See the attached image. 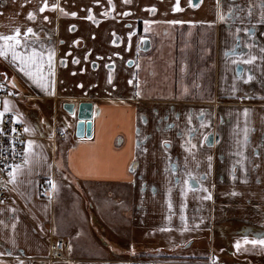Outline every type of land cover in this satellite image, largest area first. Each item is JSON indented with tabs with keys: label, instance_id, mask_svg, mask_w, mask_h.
I'll list each match as a JSON object with an SVG mask.
<instances>
[{
	"label": "crops",
	"instance_id": "obj_1",
	"mask_svg": "<svg viewBox=\"0 0 264 264\" xmlns=\"http://www.w3.org/2000/svg\"><path fill=\"white\" fill-rule=\"evenodd\" d=\"M16 28L36 78L0 56L15 95L1 109L26 138L0 202V264H133L131 234L184 254L217 238L216 258L152 264H264L259 243L237 254L264 239V0H0V34ZM80 104L92 114L78 139ZM57 239L65 259L49 262Z\"/></svg>",
	"mask_w": 264,
	"mask_h": 264
},
{
	"label": "built area",
	"instance_id": "obj_2",
	"mask_svg": "<svg viewBox=\"0 0 264 264\" xmlns=\"http://www.w3.org/2000/svg\"><path fill=\"white\" fill-rule=\"evenodd\" d=\"M6 83V80L0 76V85L3 86L0 87V112H4L1 109V102L15 97ZM25 139L23 125L16 121L14 114L4 112L0 117V202L13 193L9 173L13 168L20 167L24 163ZM42 190L45 188L43 187ZM66 250L67 246L62 240L51 241L47 260L49 262L64 260ZM133 264L147 263L138 261Z\"/></svg>",
	"mask_w": 264,
	"mask_h": 264
},
{
	"label": "rangeland",
	"instance_id": "obj_3",
	"mask_svg": "<svg viewBox=\"0 0 264 264\" xmlns=\"http://www.w3.org/2000/svg\"><path fill=\"white\" fill-rule=\"evenodd\" d=\"M13 83V81H10L8 80L7 81V87L10 88L11 87V84ZM101 189V188H100ZM103 191V190H102ZM101 193V192H100ZM101 195V194H100ZM57 202V211L59 212L60 209H59V204L60 202ZM216 201L213 202V205H216ZM100 205H102V202L99 203V207H96L98 208L99 212L102 210L103 208H100ZM99 221H103L102 218H105V217H102L99 215ZM114 225V228H117L116 227V223H113ZM110 225V224H109ZM112 225V224H111ZM111 228V226H109ZM109 228V229H110ZM231 229L233 230L234 227H231ZM233 233V232H232ZM239 232H236L235 234H237ZM207 234V233H206ZM234 233L231 234L232 236L235 235ZM240 234V233H239ZM139 239V242H137L136 240ZM120 240H124V242H120L121 244H126L127 248H128V251L130 253V255H133L136 253L135 257H132V263H135V262H138V261H142V262H146L147 264H152L153 263V259L151 258H143V259H140L138 258L139 255H153L154 251L157 250V249H173L175 248L174 246H166V247H162L164 246V244L162 243H159L158 241H155V240H151V239H146L144 241H142L141 238H137L135 237L134 235H130L129 237V243L127 244L125 241L127 240V238L124 236L122 239ZM211 239V241L208 243L207 239L206 238H202L200 240H196L194 241L190 247L187 249V251L185 252L186 254H184V252H180L179 255H182V256H199V255H206V256H210V258H216V246H217V238H215V240ZM247 241V242H246ZM252 240H250L249 237H246V238H243V245L242 247H240L239 250H237V254L239 255H243V256H249V252H250V248H249V243H251ZM184 246L187 245L188 243H183ZM255 250H258V253H260V248H256ZM253 251V250H252ZM227 253L225 254H222V257L224 258H227L226 256ZM235 260L238 259L239 257H234ZM130 260V259H129Z\"/></svg>",
	"mask_w": 264,
	"mask_h": 264
},
{
	"label": "snow or ice",
	"instance_id": "obj_4",
	"mask_svg": "<svg viewBox=\"0 0 264 264\" xmlns=\"http://www.w3.org/2000/svg\"><path fill=\"white\" fill-rule=\"evenodd\" d=\"M126 2H127V0H126ZM190 2H191V0H190ZM109 3H111V0H109ZM47 7H48L47 3H44V5L39 9V11L43 12L45 10V8H47ZM52 7L55 8L56 6L52 5ZM173 10L174 11L179 10L178 3L176 5V7H174ZM61 11H63V10H61ZM71 15L75 16V13H72ZM89 18H91V17H89ZM28 19H30V20L34 19V13L33 12L28 13ZM45 19H47V17H45ZM221 19H223V17H221ZM172 23H176V21H173ZM32 33H33V29L27 28L24 35H28V34H32ZM20 35H21V33H20L19 28H16L14 30L13 34H9V35L0 34V56H6V50L11 51L13 61H16L18 58L20 59V63H21L20 70L22 72H25L26 75H29L33 79H35L36 77L32 73V71L30 70L29 65L31 63H34L33 57L36 55V53H35V51H33V55L28 57L27 60H25L24 58H20L18 56V53L16 51V46L21 43V41L19 39ZM51 60H52V55L49 54V66L50 67H51ZM75 62H78V61H74V63ZM62 63H63V61H62ZM41 79H42V77H41ZM109 82H111V76L109 77ZM0 87H3V86L0 85ZM41 87H44L43 83H41ZM7 110H8V104H7V101H5L4 112H6ZM245 111H247V110H245ZM4 112H0V117H2L4 115ZM27 130L28 129H25V131H27ZM29 143H31V142H29ZM208 159H209V161H211V157H208ZM9 175H13V173H9ZM208 198H210V197H208ZM251 243H253V244L259 243L261 245H264V239L252 240ZM236 247L239 248V242H237Z\"/></svg>",
	"mask_w": 264,
	"mask_h": 264
},
{
	"label": "water",
	"instance_id": "obj_5",
	"mask_svg": "<svg viewBox=\"0 0 264 264\" xmlns=\"http://www.w3.org/2000/svg\"><path fill=\"white\" fill-rule=\"evenodd\" d=\"M142 47L141 51L145 52L149 47V41L147 39H143L141 41ZM66 109L70 110L71 106L66 105ZM91 104H80L78 107L77 113V124L75 127V137L78 139L89 137L91 131ZM216 137L210 135L208 137L207 145L211 146L213 141H216Z\"/></svg>",
	"mask_w": 264,
	"mask_h": 264
},
{
	"label": "trees",
	"instance_id": "obj_6",
	"mask_svg": "<svg viewBox=\"0 0 264 264\" xmlns=\"http://www.w3.org/2000/svg\"><path fill=\"white\" fill-rule=\"evenodd\" d=\"M0 76L4 77V75L0 72ZM181 250H184L183 247H175L173 249H157L154 251L153 255H139L138 258H151L153 259V263H160V262H184V261H191L192 258H187L182 255H179Z\"/></svg>",
	"mask_w": 264,
	"mask_h": 264
},
{
	"label": "flooded vegetation",
	"instance_id": "obj_7",
	"mask_svg": "<svg viewBox=\"0 0 264 264\" xmlns=\"http://www.w3.org/2000/svg\"><path fill=\"white\" fill-rule=\"evenodd\" d=\"M143 39H146V38H141L140 39V46H139V48H140V51H141V47H142V43H141V41L143 40ZM148 40V39H147ZM149 41V40H148ZM149 48H150V42H149V47H148V49L145 51V52H147L148 50H149ZM141 52H143V51H141ZM211 135H213L214 137H216L217 139H216V141H213V144L211 145V146H208L207 145V142H206V147L207 148H211V147H213V145H215V143H217L218 142V135H216V134H211ZM210 136V135H209ZM208 136V137H209ZM207 141H208V138H207Z\"/></svg>",
	"mask_w": 264,
	"mask_h": 264
}]
</instances>
